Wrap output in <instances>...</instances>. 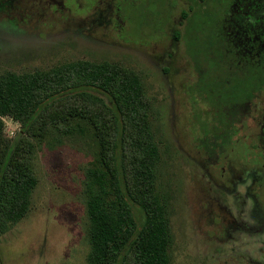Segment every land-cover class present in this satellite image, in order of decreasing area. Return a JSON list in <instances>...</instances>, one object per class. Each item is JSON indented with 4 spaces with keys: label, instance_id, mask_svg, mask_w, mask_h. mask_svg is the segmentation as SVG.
Returning a JSON list of instances; mask_svg holds the SVG:
<instances>
[{
    "label": "rangeland",
    "instance_id": "1",
    "mask_svg": "<svg viewBox=\"0 0 264 264\" xmlns=\"http://www.w3.org/2000/svg\"><path fill=\"white\" fill-rule=\"evenodd\" d=\"M227 1L0 0V73L106 60L138 75L157 145L153 188L167 217L168 264H264L258 177L213 160L227 127L238 125L242 94L259 86L225 55ZM0 119L1 147L11 150L24 133ZM58 131L49 125L19 144L36 183L27 213L0 234V264H85L82 181L99 148L86 126Z\"/></svg>",
    "mask_w": 264,
    "mask_h": 264
},
{
    "label": "trees",
    "instance_id": "2",
    "mask_svg": "<svg viewBox=\"0 0 264 264\" xmlns=\"http://www.w3.org/2000/svg\"><path fill=\"white\" fill-rule=\"evenodd\" d=\"M227 2L219 34L225 55L244 67L245 77L258 78L259 86L251 96L242 94L248 99L236 104L240 126L227 127L213 160L218 165L222 158L231 160L262 178L264 0ZM186 16L182 10L181 18ZM148 112L138 75L115 62L76 61L46 72L0 73V116L18 121L24 133L13 149L2 148L0 119V234L27 213L36 183L26 147L19 144L41 138L49 125L62 135L81 134L86 126L99 152L82 181L85 264H168V223L153 188L158 156ZM254 183L263 208L264 181Z\"/></svg>",
    "mask_w": 264,
    "mask_h": 264
},
{
    "label": "flooded vegetation",
    "instance_id": "3",
    "mask_svg": "<svg viewBox=\"0 0 264 264\" xmlns=\"http://www.w3.org/2000/svg\"><path fill=\"white\" fill-rule=\"evenodd\" d=\"M232 139H235V136H233ZM240 141H241L240 139L237 140L235 144H236L237 146H239V145H240ZM256 177H257V175H256ZM258 178H259V179H262V181H264V172H263V174H262V178H260V174H259ZM254 181H255V180H254ZM257 201H258V203H260V200L257 199ZM262 202H263V201H262ZM263 209H264V205H263Z\"/></svg>",
    "mask_w": 264,
    "mask_h": 264
}]
</instances>
